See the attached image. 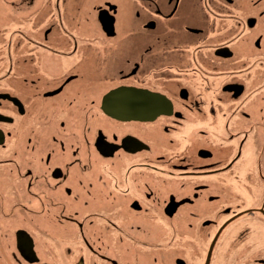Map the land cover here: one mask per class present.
<instances>
[{"label":"flooded vegetation","instance_id":"af4514ba","mask_svg":"<svg viewBox=\"0 0 264 264\" xmlns=\"http://www.w3.org/2000/svg\"><path fill=\"white\" fill-rule=\"evenodd\" d=\"M0 264H264V0H0Z\"/></svg>","mask_w":264,"mask_h":264},{"label":"water","instance_id":"95a60500","mask_svg":"<svg viewBox=\"0 0 264 264\" xmlns=\"http://www.w3.org/2000/svg\"><path fill=\"white\" fill-rule=\"evenodd\" d=\"M113 97V105L106 112L110 116L117 117L121 120L141 117L143 119L152 113H157V102L155 99H161L153 96L147 91L140 90H117L111 95ZM164 102V101H163ZM167 104V101L165 105ZM162 111V110H161Z\"/></svg>","mask_w":264,"mask_h":264}]
</instances>
